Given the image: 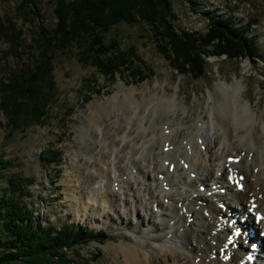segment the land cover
Returning a JSON list of instances; mask_svg holds the SVG:
<instances>
[{
    "label": "rangeland",
    "instance_id": "rangeland-1",
    "mask_svg": "<svg viewBox=\"0 0 264 264\" xmlns=\"http://www.w3.org/2000/svg\"><path fill=\"white\" fill-rule=\"evenodd\" d=\"M22 2L0 0V79L17 69L33 67L39 58L34 42L37 30L40 27L51 30L56 23L54 6L48 0L40 1L37 14L22 8ZM193 2L191 5L172 0L171 22L175 32L205 35L211 21L228 22L255 43L258 51L252 52L262 60L252 55L236 60L225 55L208 56L203 77L193 79L174 70L171 53L165 54L162 38L156 39L148 25L140 21L121 23L103 34L106 46L114 40L118 51L129 55L128 64L117 73L106 75L89 63H82L79 57L84 47L72 45L53 59V90L42 124H23L8 135L5 117L0 112V159L6 163L3 173L0 171V193L6 188L5 177L30 179L33 183L28 187L29 194L21 202L33 212L35 224L58 228L70 223L100 235L68 251L66 264H125L121 246L136 244L145 235L140 223L146 216L137 206L133 208L135 219H130L117 206L111 210L105 208L104 214L100 211L98 199L105 192L93 197L95 203L88 200L92 197L85 181L91 175L94 153L82 154L84 142L77 131L83 130L88 141L86 131L93 125L102 130L113 121L124 120L115 111L106 117L107 107L101 106L106 105L107 98L120 88L125 92L133 90L139 101L145 96L177 93L179 103L191 111L198 109V113L216 85L240 81L244 86L242 98L254 110L264 109V0ZM207 110L205 118L209 114ZM98 140L101 134L93 137L94 142ZM45 150L60 153L57 166L45 165ZM95 180L90 179V188L93 185L99 190L103 185ZM111 245L121 249L113 250Z\"/></svg>",
    "mask_w": 264,
    "mask_h": 264
},
{
    "label": "bare ground",
    "instance_id": "bare-ground-1",
    "mask_svg": "<svg viewBox=\"0 0 264 264\" xmlns=\"http://www.w3.org/2000/svg\"><path fill=\"white\" fill-rule=\"evenodd\" d=\"M243 89L240 81L219 83L197 113L179 103L177 93L139 101L133 90L120 88L101 107H107L106 117L115 111L124 120L102 130L93 125L86 131L88 141L78 129L82 154L94 153L85 181L88 200L95 203L93 197L105 192L98 199L100 211L117 206L135 219L137 206L146 216L140 223L144 237L121 246L125 264H247L250 247L229 244L231 229L221 218L228 212L219 209L238 201L240 207L230 213L247 214L256 204L254 211L264 214V109L248 105ZM239 176L244 178L240 192L233 184ZM90 179L102 188H90Z\"/></svg>",
    "mask_w": 264,
    "mask_h": 264
},
{
    "label": "trees",
    "instance_id": "trees-1",
    "mask_svg": "<svg viewBox=\"0 0 264 264\" xmlns=\"http://www.w3.org/2000/svg\"><path fill=\"white\" fill-rule=\"evenodd\" d=\"M40 1L23 0L22 8L35 14ZM183 1L194 3L193 0ZM48 2L54 6L56 23L51 30L41 27L37 30L34 42L39 58L33 67L17 69L0 79V112L5 117L8 135L23 124L43 123L53 90L52 64L56 54L65 53L72 45L84 47L80 61L106 75L127 65L129 55L119 52L114 40L107 46L104 44L103 34L121 23L140 21L148 25L156 39L162 38L165 54L171 53L169 59L174 70L193 79L203 77L208 56L225 55L229 60H236L252 55L262 60L252 52L257 50L255 43L228 22L211 21L205 35L175 32L171 22L174 18L172 0ZM249 23L251 25L252 20L249 19ZM44 153L46 166L58 165L59 152L45 150ZM5 167L6 163L0 159L2 173ZM32 183V180L18 176L5 177L6 188L0 193V264H66L68 251L89 239H98L100 235L70 223L58 228L35 224L33 212L21 202L29 194L28 187Z\"/></svg>",
    "mask_w": 264,
    "mask_h": 264
},
{
    "label": "snow or ice",
    "instance_id": "snow-or-ice-1",
    "mask_svg": "<svg viewBox=\"0 0 264 264\" xmlns=\"http://www.w3.org/2000/svg\"><path fill=\"white\" fill-rule=\"evenodd\" d=\"M239 234V233H238Z\"/></svg>",
    "mask_w": 264,
    "mask_h": 264
}]
</instances>
